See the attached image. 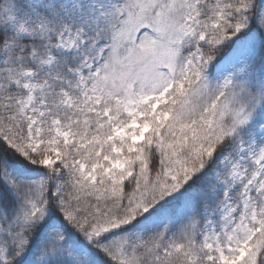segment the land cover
Returning a JSON list of instances; mask_svg holds the SVG:
<instances>
[{"label": "snow or ice", "instance_id": "snow-or-ice-1", "mask_svg": "<svg viewBox=\"0 0 264 264\" xmlns=\"http://www.w3.org/2000/svg\"><path fill=\"white\" fill-rule=\"evenodd\" d=\"M0 264H264V0H0Z\"/></svg>", "mask_w": 264, "mask_h": 264}]
</instances>
